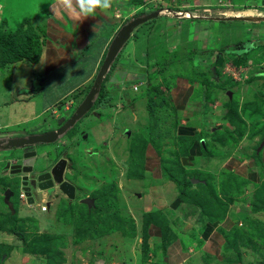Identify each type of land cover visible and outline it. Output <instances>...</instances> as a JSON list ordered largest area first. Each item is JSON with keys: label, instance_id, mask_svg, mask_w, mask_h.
Masks as SVG:
<instances>
[{"label": "rangeland", "instance_id": "obj_1", "mask_svg": "<svg viewBox=\"0 0 264 264\" xmlns=\"http://www.w3.org/2000/svg\"><path fill=\"white\" fill-rule=\"evenodd\" d=\"M51 1L53 0H0V3L4 7V19L7 21L8 27L15 29L19 25L24 24L23 19L31 17L34 19L31 20L33 28L38 23L43 25V19L41 20L40 18L47 17V6ZM114 4L119 6L120 11L123 13V19L119 18V20L122 19L124 24L133 18L144 16L154 11H161L162 15L160 14L137 28L125 44L123 50L119 53L117 58L118 63L114 69V73L118 76L120 82H116L117 78L104 80L107 95L116 97L114 105L109 106L104 103L103 105L105 106L99 111L94 110L89 116L83 117L82 121H85V124L88 122L89 126L85 127V131L77 127L78 131L79 129L80 131L75 136V139L68 135V138L67 136L65 138L63 137L57 143L52 142L44 146L39 145V157L37 160L39 169L48 170L52 162L63 154L69 160L68 169L65 174L66 179L70 182L73 181L75 186H81L84 189V191H80L81 195L79 194V196L85 195V191L89 190L88 194L94 197V199L98 193H100L99 196L106 197L105 199L110 198L107 202H110L111 207H103L102 209L108 213L127 205L124 196H131L128 193L130 191L129 189L131 191L132 188L139 190L143 185L146 186V178L143 179V183H139L137 182L139 178L127 177L130 156L128 134L136 138V133L142 127V122L146 121V88L153 82H161L160 74H156L152 80L149 78L152 72L158 70V65L156 68L153 66V64H157L158 59L168 57L167 62H174V70L177 72L179 71L178 68L182 67L180 70L182 75L175 77L174 81L180 82L182 87L186 89H193V96L190 99L192 108L203 97L204 92L202 89L205 84H210L208 85L210 87L209 92L212 94L214 104L211 103L212 100L208 102V110H211L208 112L209 115L204 116V118L210 120V125L225 122L221 113L222 111L225 113L229 109L225 104L230 99L228 95L229 91L232 92L233 96L231 97L236 98L239 108L245 104L255 102L256 99L264 96V0H141V3H136V5L132 4L130 0H114ZM104 11L108 16L116 12L115 8ZM104 11L102 12L103 14H105ZM194 17H198V19ZM224 18L235 19L226 20ZM109 27L111 26L107 25V28ZM108 30L112 29L109 28ZM241 44H245L246 48H253V50L248 54L244 50H241L243 47ZM145 45L146 48L148 47L147 52L145 51L146 49L140 50ZM136 48H139L138 50L140 51H145V56L141 52L136 51ZM164 50L167 51L165 52ZM191 50H193L192 60L189 58V53L187 52ZM170 51L180 53L176 61L169 60L172 55ZM1 66L4 67L3 65ZM27 67L23 71L26 79L25 82L17 83L13 89L15 91L12 90L13 92L8 90L10 88V81L7 80L10 77L9 70L2 69L1 73H4L7 79L3 81L0 79V92H2L0 94V136L21 137L27 136L29 133L41 132L44 128H48V126H43V121L53 119L54 117L51 116L52 111H50L51 114L48 112L49 110L41 112L49 104V101L39 95L36 85L31 84L32 79L28 80L30 73L27 72ZM161 69L164 71V68ZM170 70L171 67L168 68V71ZM30 71L33 75L34 69H30ZM158 71L160 72V70ZM206 79L209 82H206ZM27 81H29L28 85L30 86L31 93L35 95L34 99L36 100H30L33 95H29L27 98L23 96L18 104H13L10 99L21 95L22 92L20 90L26 86ZM41 83L37 84V87ZM117 89L119 93L116 92ZM89 90L85 88L83 93H87ZM162 90L166 92L170 91L165 86L162 87ZM7 92L10 93V96ZM173 92L174 94L176 93L175 90ZM51 96L53 97L54 94ZM173 96V94L172 96L170 93L167 94L168 100L171 101L170 107L172 109H174L172 103ZM81 99L80 97L78 101V98L76 100L74 96L69 95L66 99L62 100V104L60 102L54 103L53 109H58V118L61 116L60 111L64 113V116L69 117L75 110L74 108H76L78 102L81 103L84 100L80 102ZM106 102H108V99ZM242 108L244 109V107ZM39 112L41 114L36 116ZM159 112L165 116L157 124L158 128L156 130V137L160 138L162 144L161 157L163 156L166 159L165 163L169 167H172L174 162L176 164L175 166L180 168L181 159L178 156L188 153V145H191L192 141H195L194 138H200L202 140L201 142L204 143L203 147H206L205 133L199 131L197 135L192 137L191 141H189L190 138H177L174 126L175 121L179 120L181 116H175L176 113L165 110H159ZM185 118L188 119V117ZM189 119L192 120L191 117ZM23 120L25 121L19 123V121ZM259 120H261L259 121L261 123L260 126H263L264 116ZM13 122H18L19 124L14 125ZM103 122L109 123L110 127H106L104 129L105 131L102 130L100 135H98V139H96L91 128ZM249 123L250 128H253L251 122ZM10 124L11 126H9ZM189 124L199 126L200 122L197 119L192 122L189 121ZM260 126L257 125L255 128ZM109 128L111 129L109 130ZM199 129H204V127ZM221 134L225 135L226 131L221 130ZM178 141L179 144H176L178 150H173L175 143H178ZM254 143L255 140L251 141L248 137H245L241 145L244 147L245 145ZM256 143L261 144V142ZM259 145L253 148L252 154L255 153L254 149L256 148L258 151ZM89 147H92L98 152L97 162L93 161L92 152L87 150ZM148 147L154 152L152 145ZM182 147L184 149L180 150ZM212 150L211 155L214 156V159L212 161L213 164L211 163L210 166L220 165L231 154V150L228 147L220 144H217V149L214 148L213 144ZM263 152L264 148L258 152L260 155L253 156L259 164L263 163ZM17 153L18 150L16 149L0 151V190L3 192L0 199V219L3 220V217L6 214L8 216L10 212L16 214L18 211V214L21 215L20 219H22V215L23 218L27 216L26 219L33 218L28 220L29 226L33 225L32 220H36L40 224V230L39 232L35 231L28 234L27 240L31 242L37 235H51L55 241V250H53L54 258L57 261L55 264H131L129 258H137L138 256H142V261L146 262L144 261L143 252L142 216L138 212L144 206L143 203L139 207L135 204L132 208L134 209L132 212H134L136 218H134L133 214H130V210L127 211L128 209L126 211H120L122 218L128 219L130 217L129 220L134 221L133 224L136 232L134 236L130 234L128 237H125L119 229H114L116 231L103 232L100 235L91 237L93 240H91L92 244H90L89 248L81 243V241H85V238L89 239L88 237L76 236L77 227L85 228L89 224H83V220L81 221L82 218L78 217L80 220L77 224L74 223V231L70 233V223L72 222L65 221L68 220L67 214L71 218L72 212H74L70 211V209L65 210V205L67 204L68 206L70 204L68 202L71 201L77 202V199L69 200L61 194L64 197L55 201V205H58L57 209L55 207V212L51 210L43 211L41 209L43 201L40 195H36V201L31 207H28L26 204H21L18 198L21 190L20 178L13 174L8 175L4 173L6 171L4 169L6 163L3 162L6 160H11L14 163L19 162L17 161ZM72 160L76 162V165L72 167L73 169H70ZM202 160L197 159L196 161L199 163ZM173 170L178 171L179 169ZM208 170L210 171V169ZM194 172L200 173V171ZM227 175L230 178L232 176L229 172ZM78 176V180H70V177L74 179ZM84 176L88 179L87 183L85 182L86 180L84 181L81 178ZM235 177H232L235 181H232L230 184L236 186L234 187L237 190L235 193H238L244 183L240 177ZM76 181L79 185H77ZM101 184H105V186ZM6 185H10L12 191L15 190L16 195L12 196L10 200L15 206L5 203L4 195L7 189L4 188H6ZM144 189L145 187H143ZM102 193H107V196ZM209 195H206L207 198H209ZM245 199L246 201H252V195L250 196V200L247 197ZM96 202L101 206L100 201L96 200ZM6 205L9 210L3 212V209H8ZM89 206V204L85 203L81 207L84 213ZM251 206L253 209L252 204ZM63 213L65 214L63 215ZM91 215L93 220L96 221L95 228L101 227L102 223H104L102 218L105 217V213L94 210ZM75 216L76 214L74 218ZM248 216H250L253 222L256 221L257 225L260 224L259 222H264V213L258 217H255L257 216L255 214ZM253 218H256V220ZM136 221H139V224H136ZM123 222L129 227V221L125 220ZM248 224L255 231L256 226L254 227L252 222ZM261 230L264 233V229L261 228L257 230V236ZM54 234L63 235L64 239L57 240ZM151 240L152 242L154 241L149 236V243ZM33 246L34 244L29 245L23 242V248L26 250L27 247ZM261 248L262 244L259 245V249ZM39 251V249L35 251V254H37L35 259L39 260L37 263L48 264L47 260L49 255ZM148 256L150 257V255Z\"/></svg>", "mask_w": 264, "mask_h": 264}, {"label": "crops", "instance_id": "obj_2", "mask_svg": "<svg viewBox=\"0 0 264 264\" xmlns=\"http://www.w3.org/2000/svg\"><path fill=\"white\" fill-rule=\"evenodd\" d=\"M51 3H53V1L47 6V17L40 18L41 20L43 19V25L39 23L36 24V27L40 28L43 35L39 60L34 63H28L22 60L8 62L4 63V67L1 66L0 68L1 81L7 79V77L5 78L6 75L1 73L2 69L9 70L10 77H8L7 80L10 81V88L8 90L13 92L15 91L13 89L16 87L17 83L25 82L26 79L23 71L25 67L28 66L26 68L27 72L30 73L28 80L32 79L31 84L36 85L39 95L45 97V99L49 101V104L45 106L41 112L49 110V113L52 111L53 115L50 113L51 116H54L53 119H46L43 121V126H48L49 121L54 123V127L48 126L46 129L43 127L44 129L41 128L43 129L41 132L55 128L58 109H53L54 103L60 102L62 104V100L66 99L69 95L74 96L76 100L78 98V101L81 97V102L89 93L94 85L110 43L119 29L124 25L122 22L123 13L120 11L119 6L115 4H113L110 9L115 8L116 12L111 16H108L105 11V14H103L102 10L97 9L94 16L77 20L73 15L67 12L53 15L50 8ZM119 18L122 19L119 20ZM30 19L34 20L32 17ZM107 25L111 26L109 28L112 30H108L109 28H107ZM138 49L139 48H136V51L141 52L143 55L145 51L147 52V50H145L147 49L146 45L144 48L140 49L145 51H140ZM30 69H34L33 75ZM112 78H117L116 82L119 81L114 70L111 71L109 80H112ZM40 82L42 83L37 87V84ZM7 84L9 85V83ZM28 84L29 81H27L26 86L20 90L22 92L21 95L10 99L13 104H18L23 96L27 98L29 95H33ZM85 88L90 90L87 93H83ZM28 89H30V91H28ZM174 90L176 91L175 94L173 92ZM163 91L167 94L170 93L171 96L172 94L174 95L172 98L175 109L174 113H176L175 116H181L179 117L180 122L176 120L174 126L177 138H190L189 141H191L192 137L197 135L199 131L205 133L206 147H203L204 143L201 142L202 140L200 138H194L195 141H192V144L188 145V153L178 156L185 170L200 171V173L197 172L195 174L197 176L194 175L192 177L191 180L193 185L189 189L190 196L197 201L180 197L177 184L165 173L160 154H158L155 147L149 143L148 146L152 145L154 152L147 146L148 149L146 148L145 152L143 172V174L145 173L144 178H146V186L143 185L139 190L132 188L131 191V189H129L130 191L128 193L131 196H124L127 205H125V207L121 206L122 208L119 209L123 211L127 209V211L130 210V214H133L134 218H136L134 212H132V210H134L132 208L135 204L139 207L143 203L144 206L138 211L142 216V229L143 217L145 214L150 212H155L156 214L164 213L166 219L163 221V226L168 225L170 227L171 240L167 244V247H165L162 239V228L157 224H151L149 227V236L153 238L154 241L152 242L151 240L150 247L154 252H150V257L147 262L142 261V256L129 258V262H131V264H264V233L261 230L258 233V237L257 231L255 230V232L253 230L252 233V229H250L251 226L248 224L252 222L254 227L257 226V230L261 228L264 229V222H259L260 224L257 225V222H253L250 216H248L255 214L257 215L255 217H258L264 213V210H256L254 206L252 209L251 206L253 197L255 196L254 191L264 184V152L262 157L263 165L259 164L253 157L255 155H260L258 152H260L264 146L261 147V144L259 145L256 142L263 143L264 138L262 139L260 133L251 135L250 131L252 128H249V132H247L238 143L226 142L228 141V137L226 138L224 134H219V136L224 138L221 141L218 137L214 140L212 135H209L206 131L212 129L210 131L213 134L217 127L223 129L226 127L231 129L232 127L226 121V123L223 122L221 124L210 125V120L204 118V116L209 115L208 112L211 109L208 110V102L212 100V98L210 100L201 98L199 103H195L192 108L190 99L193 96V89H186L177 81L169 92ZM7 93L10 96V93ZM0 94H2V92H0ZM52 94H54L53 97L51 96ZM34 97L35 95H33L30 100L33 99V101H35L36 99H34ZM211 103L214 104V99ZM79 104L78 102L77 106H79ZM41 112L36 116L41 114ZM217 113L220 114L219 112ZM223 114L224 111H222L221 116ZM185 117H188V119ZM189 117H191L192 120L189 119ZM197 119H199L200 122L199 126L189 124V121L192 122ZM24 121L25 120L19 121V123ZM84 122L85 121H82L77 124V127L83 131H85L84 129L86 126H89L88 122L87 124ZM107 122L92 126L91 129L96 139H98V135H100L102 130L106 127H110V124ZM19 123L13 122L14 125ZM205 124L206 127H204ZM9 126H11V124ZM74 127L77 128L76 125ZM202 127H204V129H199ZM110 129L111 128H109V130ZM79 131L78 128L75 130L73 135L74 139ZM36 133H40V131ZM63 137L65 138L66 135H62L60 139ZM245 137H248L251 141L255 140V143L243 147L241 144ZM57 142L58 141L55 143ZM128 143L130 145V141ZM176 144H179V141L175 143V148L173 150H178ZM213 144L215 149H217V144H220L231 150V154L217 166H210L211 163L213 164L212 161L214 159V156L211 155ZM258 145V151L256 148L254 149L255 153L252 154L253 148L258 147ZM35 149H38V146L35 147ZM183 149L184 147L180 150ZM87 150L92 152L93 161L97 162V157L99 156L98 152L92 147L87 148ZM94 155H96V157H94ZM197 159L203 160L197 163ZM71 163L70 169H72L73 164L76 165V162L73 160ZM208 169H210V171ZM228 172L229 174L233 173L243 180L244 185L242 184L238 193H235L237 190L234 187L236 186L230 184L235 180H230L228 178ZM78 178L79 176L74 179L70 177V180L75 181L78 180ZM81 178L84 181L86 180L85 182L87 183L88 179H86L85 176ZM144 178L138 179L137 182L143 183ZM71 183L75 184L73 181ZM76 183L79 185L77 181ZM105 184L101 185L105 186ZM206 184H211L214 190L211 191L210 188L207 189L208 186H205ZM143 187H145L144 190ZM76 188H80L84 191L81 186H76ZM88 191H85V195H82L79 202L81 203L84 198H91L94 200L95 204L96 198L94 199V197H91ZM76 192L80 194L79 190ZM207 194H210L209 198H207ZM2 195L3 192L0 190V199ZM14 195L15 193L13 192V195H10L9 199L11 200V197ZM58 195L54 193L50 199L47 192H43L41 200L43 202H49L50 206L48 210L52 212L56 211L58 205H55V201L64 197L61 196V194ZM251 195L252 201H246L245 197L250 200ZM199 200H201V203H198ZM217 200L220 204L217 203ZM10 202L14 205L12 201ZM21 204L25 205V203ZM27 206L31 207L32 205L28 204ZM8 210L9 208L7 210L3 209V212H7ZM18 217H21V215L18 214ZM253 219L256 220V218ZM136 224H139V221H136ZM38 225L39 228L34 230L36 232L40 230V224ZM73 231L74 224L70 223V233H73ZM31 232L33 231L29 229L26 232V237ZM88 238L89 239L85 238V241H81V243L90 248V244H92L91 240L93 239L90 237ZM256 240H258V242H256ZM23 242V238L16 233L8 231L7 229H0V245L11 246V250H9L8 253L1 252L0 264H39L37 263L39 260L35 259L37 254L30 253L24 249ZM260 244H262L261 249H259ZM155 246L156 250H154Z\"/></svg>", "mask_w": 264, "mask_h": 264}, {"label": "trees", "instance_id": "obj_3", "mask_svg": "<svg viewBox=\"0 0 264 264\" xmlns=\"http://www.w3.org/2000/svg\"><path fill=\"white\" fill-rule=\"evenodd\" d=\"M135 1L136 3H139V4L141 3V0H130L132 4L136 5ZM194 18L198 19V17L197 18L194 17ZM23 21H24L23 22L24 24L19 25L15 29H11L8 27L7 21L5 19L3 20L2 27L0 28V66L4 65V63L19 61V60H22L28 63H34L39 60L40 54H41L42 39H43L41 30L39 27H35V26L34 28L32 27L31 25L32 21L30 18H25L23 19ZM24 25L26 26L25 28H24ZM241 46H243L241 50H244L248 54L250 53V51L253 50V48H246L245 44L244 45L241 44ZM146 50H148V47ZM164 51L166 52L167 50H164ZM192 51L193 50L187 51L189 53L188 56L191 60H192ZM170 53H172V55H171V59L169 60H173V61H176L178 59V55L180 54V53H177L176 51L174 52L170 51ZM160 59L162 62L160 61ZM160 59H158L157 64L156 63L153 64L155 68L157 67V65L159 66L158 70H160V72L158 70L152 72L149 75V78L152 80L156 76V74L158 75L160 74L161 82H158V83L153 82L146 88V94H147V100L145 101V107H146V112H147L146 121L142 122V125H141L142 127L136 133V138L135 136L131 137V134H128V138L130 141L129 170L127 173L128 178H139V179L144 178L143 172H144L145 152H146V148L149 143L155 147V149L157 150V153L160 154L161 156L162 144H161L160 138L156 137V130L158 128L157 124H159V122L163 120V117L165 118V116H163V114L160 113L159 110L170 111L171 113L175 112V110L170 107L171 101L168 100L167 94H165V92L162 90V87L165 86L167 90H170L175 84L174 83L175 77L182 75V72L180 71L182 67L178 68L179 71L177 72L174 70V65H173L174 62H171V61L167 62L168 57H163ZM117 63L118 61L116 59L115 62L113 63V66L111 67L110 72L116 68ZM170 67H171V70L168 71V68ZM161 68H164V71ZM205 81L209 82L207 81V79ZM208 85L210 84H205V86L202 89V91L204 92V95L202 98L206 100H210L212 98V94L209 92L210 87ZM115 98L116 97L114 96L107 95V93L105 92V85L103 82L100 92H99L98 99H97V106H104L103 105L104 103L105 105H107L108 103H112L113 101L116 100ZM107 99H108V102H106ZM225 104L226 106H228L229 109L227 110V112H225L222 115V117L227 123L231 125L232 128L230 129L226 127L223 129L221 127H217L215 129V133L213 134L210 132V130L206 131L209 135H212V138L214 140L216 139V137L220 138V141L224 139L221 136H219L222 130L224 132L226 131L225 137L226 138L228 137L227 139L228 141L226 142L238 143V141L242 139L247 132H249V128H250L249 122H251L253 126L252 130L250 131L251 135L253 134L256 135L260 133L262 135V139L264 138V125L260 126L261 123L259 122L261 121L259 119L264 116V96L262 98L259 97V99H256L255 102H252L250 104H245L246 106L245 105L242 106L244 107V109L241 106L239 108L236 102V98H232L231 96H230V99ZM257 125L260 127L255 128V126ZM77 126L78 125H76V127ZM204 127H206V124L204 125ZM75 130H77V128H73L71 130L70 135H74ZM161 158H162V165L165 169L166 175L177 184V187L180 192L179 193L180 197L195 200L193 199L192 196H190L189 189L193 185L191 179L196 174V172L187 171L182 165L180 166V168H178L177 166H175L176 164L174 162H173L172 167H169L165 163L166 159L163 156ZM173 169H179V170L174 171ZM230 175H232L231 178L229 176L228 178L231 180L232 177H234L235 175L233 173H230ZM205 186H208L207 189L210 188L211 191L214 190V187H212L211 184H206ZM99 194L100 193L96 194V200L101 202V206H99L98 202H96L95 204L91 206V208L89 207L88 209H86L85 213L81 209L84 203H79L77 201V202H68L70 204L68 206L67 204L65 205L66 207L65 210L70 209V211H74L72 212L73 214L71 218L66 213L68 220H65V221H68L69 223L72 222L73 224L74 223L77 224L80 218H82L81 221L83 220L82 222L83 224L84 223L89 224L88 227H85V228L77 227L76 236H79V237L85 236V237L91 238L95 235H100L103 232L108 233L111 231H116L114 229H119L121 233L123 234V236L125 237H128V235L130 234L131 236H134L136 233L135 227L133 224L134 221L129 220L130 217H128V219L122 218V214L120 213L121 210L119 208L110 213L103 211L102 210L103 207H108V208L111 207V204H109L110 202L109 203L107 202L110 198L105 199L106 197L99 196ZM102 194L107 196V193H102ZM254 195L255 196L253 197L252 205L254 206L256 210H264V184L263 186L258 187L254 191ZM198 203H201V200H199ZM217 203L220 204L218 200H217ZM60 206L62 205L60 204ZM94 210H99L105 213V217L102 218L105 224L102 223L101 227H98V228H95L96 221L93 220V217L91 215V213ZM64 214L65 213H63V215ZM75 214L76 216L74 218ZM29 219H33V218L26 219V217L24 218L22 217V219H20V217H18V211L16 214L10 212L8 216L6 214L3 217V220L0 219V229H7L8 231L16 233L17 235L23 238L24 243H27L29 245L34 244L33 247H27V250L29 252L35 253V251L39 249L40 250L39 252L49 255L48 260H47L48 264H55L57 262L56 258H54L55 255H53V250H55L54 249L55 241L53 237H51V235L50 236L47 234L37 235V237L33 239V241L28 242L27 237H26V232L29 229L30 231L35 232L34 230H36V228L37 229L39 228L38 222L36 220H32L33 221L32 223L34 226L33 225L29 226L28 225ZM122 219L123 221L127 220L130 222L129 227H127L124 224ZM165 219H166V216L164 213L156 214L155 212L147 213L143 217V229H142L143 230V252H144V261L146 262L148 261V258H149L148 256L149 252L152 251L150 247V243H149V227L151 224H157L162 228V235H163L162 239L164 241L163 245L165 247H167V244L171 240L170 227L168 225L163 226V221ZM257 229L258 228L256 226L255 230L257 231ZM252 233H253V230H252ZM54 237H56L57 240L64 239L63 235H55ZM9 250H11V246L0 245V255H2L1 252L8 253ZM154 250H156V246L154 247Z\"/></svg>", "mask_w": 264, "mask_h": 264}, {"label": "water", "instance_id": "obj_4", "mask_svg": "<svg viewBox=\"0 0 264 264\" xmlns=\"http://www.w3.org/2000/svg\"><path fill=\"white\" fill-rule=\"evenodd\" d=\"M161 11H154L147 15L133 18L124 24L116 36L113 38L109 45L107 54L103 60L100 70L97 74L93 87L86 95L81 104L76 108L72 116L59 128L49 130L42 133H32L27 136L5 138L0 140L1 150H18L17 158L19 162H11V160L3 161L5 164L4 169L9 171L8 175L13 174L20 178V189L23 190L28 198L29 204H34L36 201V195H42L43 192L48 193L56 192L57 190L66 195L67 198L75 200L77 196V188L70 181L65 179V169L68 160L66 158H60L52 162L50 168L39 169L37 166V160L39 157L38 149L29 148L34 145L50 144L56 142L64 133H66L71 127H73L94 105L96 95H98L102 82L108 72L110 71L113 63L117 59L119 53L129 41L134 31L142 24L152 20L159 16ZM213 19V18H212ZM219 19V18H216ZM223 19V18H222ZM232 20L235 18H224ZM229 96H232V92H228ZM264 146V142L261 143V147ZM14 178V177H13ZM10 195L13 192L10 188H7L5 193L6 202L10 203ZM82 203L89 204L91 207L94 204V200L91 198L82 199ZM12 205V204H11Z\"/></svg>", "mask_w": 264, "mask_h": 264}, {"label": "clouds", "instance_id": "obj_5", "mask_svg": "<svg viewBox=\"0 0 264 264\" xmlns=\"http://www.w3.org/2000/svg\"><path fill=\"white\" fill-rule=\"evenodd\" d=\"M113 4H114V0H53V3H51V5H50V8H51V11H52V13H53V15H57L58 13H61V12H67V13H69L70 15H73V17L75 18V19H77V20H80V19H84V18H87V17H89V16H94L95 15V13H96V11H97V9H99V10H102V11H104V10H108V9H110L112 6H113ZM108 51V50H107ZM107 54V53H106ZM119 56V55H118ZM113 66V65H112ZM111 70V69H110ZM110 71L108 72V77L110 76ZM107 75H106V77H107ZM104 78V80H106L107 78ZM109 79V78H108ZM104 80H103V82H104ZM124 81V80H123ZM103 82H102V84H103ZM127 83H129V82H127ZM135 85V84H134ZM133 85V86H134ZM119 87H120V85H119ZM118 87V88H119ZM122 87V86H121ZM166 88V87H165ZM101 89V88H100ZM134 90V89H133ZM135 91V90H134ZM169 91V90H168ZM100 92V91H99ZM117 93H119V91H118V89H117V91H116ZM98 96H99V93H98V95H96V98H95V101H94V105H93V107L91 108L92 109V111H94V110H100L101 108H103L104 106H97V99H98ZM114 103H115V101H113L112 103H108L107 105H109V106H112V105H114ZM81 104V103H80ZM79 104V105H80ZM76 110V109H75ZM98 110V111H99ZM58 111V110H57ZM60 117L58 118V116H56V118H57V122H55V128H53V129H57V128H59L61 125H63L72 115L70 114V116L69 117H67V116H64V113L63 112H61L60 111ZM64 120V121H63ZM61 121H63L62 123H60ZM82 122V121H81ZM80 122V123H81ZM48 123H49V125L48 126H50V127H54V123H52V122H49L48 121ZM58 123V124H57ZM79 122H77L75 125H77ZM74 125V126H75ZM73 126V127H74ZM73 127H71L70 129H72ZM113 129H115L114 127H112ZM53 129H50V130H53ZM69 129V130H70ZM49 131V130H48ZM46 132V131H45ZM40 133H42V132H40ZM30 134H32V133H30ZM65 134V133H64ZM63 134V135H64ZM58 140H60V138L58 139ZM57 140V141H58ZM64 158V157H63ZM68 160V159H67ZM69 161V160H68ZM68 163L69 162H67V166H66V169H67V167H68ZM4 164V163H3ZM66 169H65V174H66ZM13 192V191H12ZM45 192H47V191H45ZM21 193H24L25 194V196H26V198L25 199H21ZM55 193V195H57V194H62V193H60L58 190L56 191V192H53V194ZM47 194L49 195V193L47 192ZM63 195V194H62ZM81 195V194H80ZM60 196V195H59ZM64 196H66V195H64ZM41 197V196H40ZM50 197V196H49ZM82 196H79V194L76 196V199L78 200V202H79V200H80V198H81ZM42 199V198H41ZM66 199H69V198H67V196H66ZM19 200H20V202L21 203H25V204H29L28 203V198H27V195H26V193L23 191V190H20V192H19ZM70 200V199H69ZM72 200V199H71ZM71 202H74V201H71ZM82 203V202H81ZM43 204H46L47 205V210H43V211H48V209H49V206H50V204H49V202H43ZM42 204V205H43ZM85 204V203H84ZM29 205H33V204H29ZM41 205V206H42Z\"/></svg>", "mask_w": 264, "mask_h": 264}, {"label": "flooded vegetation", "instance_id": "obj_6", "mask_svg": "<svg viewBox=\"0 0 264 264\" xmlns=\"http://www.w3.org/2000/svg\"><path fill=\"white\" fill-rule=\"evenodd\" d=\"M85 97H86V96H85ZM77 107H78V106H77ZM77 107H76V108H77ZM76 108H75V109H76ZM74 112H75V110L71 113V115H72ZM91 112H93L92 109H91L90 111H88L83 117H85V116H86V117L89 116ZM83 117H82V118H83ZM82 118H81L78 122H81V121H82ZM73 128H75V127H73ZM73 128H72V129H73ZM70 130H71V129H70ZM70 130H68V131L65 133V135L67 136V138H68V135L71 134V131H70ZM69 132H70V133H69ZM70 136H71V138H73V135H70ZM5 138H12V137H3V136H0V140H3V139H5ZM70 140H71V139H70ZM66 144H67V143H66ZM37 146H39V145L30 146L29 148L34 149V148L37 147ZM66 152H68V151H66ZM62 157H64V158L67 159V157H65L63 154H61L60 157H58V158L60 159V158H62ZM59 159H57V160H59ZM70 165H71V164H70ZM72 167H74V164H73ZM67 168H68V167H67ZM72 169H73V168H72ZM4 173H7V174H8L9 171L6 170ZM12 177H13V176H12ZM64 177H65V176H64ZM65 179H66V177H65ZM66 180H67V179H66ZM5 187H6V189H7V188H10V189H11L10 185H6ZM12 189H13V188H12ZM77 190H79V193H80V191H81L82 189L77 188ZM14 191H15V190H14ZM14 191H13V192H14ZM14 193H15V192H14ZM52 194H53V192H52V193L49 192V195H48V196L51 197ZM15 195H16V194H15ZM57 195H58V194H57ZM57 197H58V196H57ZM57 197H56V198H57Z\"/></svg>", "mask_w": 264, "mask_h": 264}, {"label": "built area", "instance_id": "obj_7", "mask_svg": "<svg viewBox=\"0 0 264 264\" xmlns=\"http://www.w3.org/2000/svg\"><path fill=\"white\" fill-rule=\"evenodd\" d=\"M3 20H4V7L3 5L0 3V28L2 27V23H3ZM21 199H25L26 196L24 193H21ZM41 209L42 210H47V205L46 204H43L41 206Z\"/></svg>", "mask_w": 264, "mask_h": 264}]
</instances>
